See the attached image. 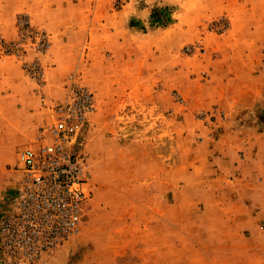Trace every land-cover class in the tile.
Returning a JSON list of instances; mask_svg holds the SVG:
<instances>
[{"label": "rangeland", "instance_id": "374dc122", "mask_svg": "<svg viewBox=\"0 0 264 264\" xmlns=\"http://www.w3.org/2000/svg\"><path fill=\"white\" fill-rule=\"evenodd\" d=\"M72 99L70 230L18 153ZM0 264H264V0H0Z\"/></svg>", "mask_w": 264, "mask_h": 264}, {"label": "built area", "instance_id": "2783aa9c", "mask_svg": "<svg viewBox=\"0 0 264 264\" xmlns=\"http://www.w3.org/2000/svg\"><path fill=\"white\" fill-rule=\"evenodd\" d=\"M86 103L85 99L81 102L72 99L51 126L49 141L39 147L25 146L19 150L22 167L19 216L38 208L53 225L70 230L77 228L88 176L84 160L71 150L83 117L82 106Z\"/></svg>", "mask_w": 264, "mask_h": 264}]
</instances>
